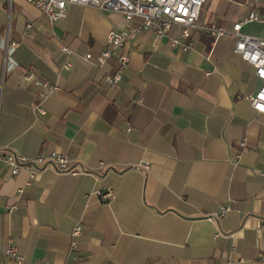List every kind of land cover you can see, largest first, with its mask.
<instances>
[{"label":"crops","instance_id":"0c3cea01","mask_svg":"<svg viewBox=\"0 0 264 264\" xmlns=\"http://www.w3.org/2000/svg\"><path fill=\"white\" fill-rule=\"evenodd\" d=\"M65 11L50 24L26 0H0V152L56 151L83 168L47 167L28 183L25 170L11 176L0 163V245L52 264H264V114L247 100L260 80L233 52L234 38L195 31L184 51L140 30V18L78 4ZM249 12L263 17L264 0H207L200 19L230 29ZM241 30L264 37V19ZM109 31L135 32L113 88L103 77L115 60L82 57L97 55ZM5 39L17 43L16 67L3 73ZM26 74L58 88L41 96ZM105 189L109 202L96 194ZM221 204L231 209L215 217Z\"/></svg>","mask_w":264,"mask_h":264},{"label":"built area","instance_id":"2783aa9c","mask_svg":"<svg viewBox=\"0 0 264 264\" xmlns=\"http://www.w3.org/2000/svg\"><path fill=\"white\" fill-rule=\"evenodd\" d=\"M10 1V0H9ZM39 10L50 22V24L62 19L66 14L68 4H78L89 6L98 10L120 13L126 21L133 18L141 19L140 30L151 31L157 38L169 37L170 45L181 50H188L191 47V34L195 31L208 33L218 38L230 35L234 38L233 52L240 55L253 68L254 75L260 80V86L251 95L247 96L250 106L258 113L264 114V37L253 36L244 33L241 30L243 23L249 21H263L264 16L260 17L255 12H249L243 19L232 24L230 29L223 28L215 23H204L200 19L203 5L207 0H26ZM30 27L29 24L26 25ZM178 28V34L170 36L172 28ZM134 31H109L105 35V45L103 49L95 56L88 52L82 55L86 61H93L96 65L103 66L109 60L113 59L116 66L113 71L106 72L103 80L108 87H118L121 79V71L129 62V55L126 51L128 40L134 37ZM17 43L2 40L1 47L3 49V65L2 72L11 71L16 66V62L12 58ZM60 50L70 56L72 51L66 45H61ZM70 61H66L65 67L71 66ZM24 79L32 81L34 84L42 88L41 96L51 93L58 87L50 84L47 80H38L31 74H26ZM139 104L142 97L137 96L133 100ZM41 113L44 111L41 110ZM244 139L240 145H244ZM241 157V152H237L233 163H237ZM0 163H4L11 176L18 174L21 170H25L28 174V183L35 176L47 167L53 168L57 172H65L70 174H78L83 172V168L76 164H72L61 153L51 151L48 154H39L34 158H27L15 152L5 150L0 152ZM143 168H148L147 163L142 164ZM264 181V171L258 173ZM97 196L105 202H109L114 198L111 189L98 190ZM231 206L221 204L219 211L215 217H222ZM259 229L264 236V220L259 224ZM81 227L76 225L71 232V247L77 245V238L80 235ZM222 232H216L214 238L221 235ZM0 256L7 258L16 264H52L47 260L26 261L25 257L17 247L11 242L0 245ZM259 260L264 262V250L258 254Z\"/></svg>","mask_w":264,"mask_h":264}]
</instances>
